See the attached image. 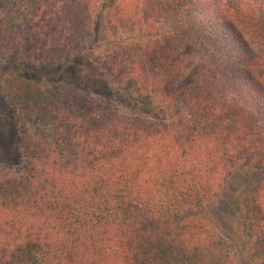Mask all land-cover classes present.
<instances>
[{
	"label": "trees",
	"instance_id": "obj_1",
	"mask_svg": "<svg viewBox=\"0 0 264 264\" xmlns=\"http://www.w3.org/2000/svg\"><path fill=\"white\" fill-rule=\"evenodd\" d=\"M23 1L0 264H264V0Z\"/></svg>",
	"mask_w": 264,
	"mask_h": 264
},
{
	"label": "rangeland",
	"instance_id": "obj_2",
	"mask_svg": "<svg viewBox=\"0 0 264 264\" xmlns=\"http://www.w3.org/2000/svg\"><path fill=\"white\" fill-rule=\"evenodd\" d=\"M23 0H0V20L3 21V28L4 30H7L10 26L12 28V31L14 32V40H5L6 44H12L14 46L12 50V55L18 57L17 63L12 61V65L8 63V60L10 58L6 57V55L2 54L0 52V83L1 80H5L10 77L9 72H13L15 68H17V72L20 76H27L29 78V82L31 85H46V81L43 79L42 74L35 73V74H29L28 69L30 68V60L32 59L30 53H26L23 56V53L26 51H23L21 49L24 47V43L26 40L21 39V34H28L29 28L31 26V22H34L30 19V8L27 6H23L22 3ZM24 2V1H23ZM27 3V1H26ZM24 8V9H23ZM105 34V31L102 32V34ZM100 36L101 33H100ZM11 52V51H10ZM6 54V52H5ZM28 56V57H27ZM25 57L29 59V61H26ZM22 62V63H21ZM21 63V64H20ZM3 93H2V87L0 85V159L2 157H6L7 161L4 165L0 166V179L4 175V171L9 168V162L11 160H14L15 162L18 161L16 153V147L14 144V136L12 134V126L10 124V121L8 118L7 113V107L5 106L3 102ZM13 107V106H12ZM9 110V109H8ZM14 120V117L13 119ZM13 161V162H14ZM14 162V163H15ZM12 164V163H11ZM255 182L252 181V178L249 176L243 177V176H234L230 177L228 180H226L221 188V191L219 192V197L214 201L210 202L208 205V212L215 213L216 209L220 207V202L223 203V201H226L227 198L230 197V194L232 193L233 189L242 186L243 190L240 189V195H242L241 199H245L249 192L253 189V185ZM234 200V199H233ZM219 201V202H217ZM227 205V206H226ZM224 207H226L227 212L233 211L236 209V204L232 201H229L228 204H226ZM237 214V213H236ZM256 235H254L253 239L250 241V245L254 247L256 245ZM231 249L233 248L236 250V253L238 254V258H241L239 256L241 253V247L243 246V243L240 241L230 240ZM257 253H260L262 251V246H257ZM235 254V253H233ZM242 255V254H241ZM240 259H238L239 262ZM247 260V258L245 259ZM244 261H240V264H245Z\"/></svg>",
	"mask_w": 264,
	"mask_h": 264
}]
</instances>
